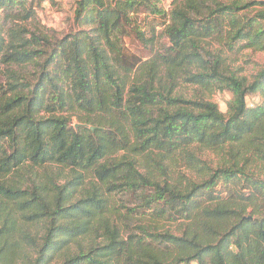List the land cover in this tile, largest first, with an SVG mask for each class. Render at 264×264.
<instances>
[{"label":"trees","instance_id":"16d2710c","mask_svg":"<svg viewBox=\"0 0 264 264\" xmlns=\"http://www.w3.org/2000/svg\"><path fill=\"white\" fill-rule=\"evenodd\" d=\"M159 3L75 0L72 31L51 40L22 26L35 21L34 0H0V64L34 68L31 77L11 72L13 84L0 87V264H264V176L238 163L246 155L264 161V68L247 79L210 51H263L264 3L172 0L167 16ZM139 13L164 17L163 52ZM131 35L150 57L126 51ZM183 77L228 92L226 112L173 96ZM64 109L77 115V129L56 114ZM195 146L227 148L234 160L211 167L189 154ZM120 152L157 153L158 166L182 154L198 178L184 186L158 181L134 159L114 160ZM45 166L71 178L44 182L34 170ZM83 174L100 185L75 200ZM120 187L151 211L153 223L184 225L177 234L112 227L100 190ZM23 212L39 220L37 242L18 224ZM99 228L103 242L69 253L71 242Z\"/></svg>","mask_w":264,"mask_h":264},{"label":"rangeland","instance_id":"374dc122","mask_svg":"<svg viewBox=\"0 0 264 264\" xmlns=\"http://www.w3.org/2000/svg\"><path fill=\"white\" fill-rule=\"evenodd\" d=\"M35 1V21L22 25L24 28L29 30L30 32H38L40 34L46 35L51 40L60 39L62 36L70 33L73 29V9L75 5V0H34ZM264 3V0H258ZM158 7L166 14V16L173 9L172 0H160ZM165 16V17H166ZM138 23L144 26L147 25L148 30L154 29L156 35V47L157 51L160 50L163 46H168L169 43L165 37L162 36L164 17L162 16H153L148 13H139L137 15ZM167 18V17H166ZM147 31V29H146ZM125 49L127 52L131 54L138 55L142 59H146L150 57V51L143 48L139 42L135 40V38L131 35L126 37L124 40ZM219 45L211 46L210 51L221 54L224 58L225 64L228 67L227 69H231L234 73H237L241 77H246L247 79H251L253 75L257 73V71L264 68V50L263 51H253L250 49L241 50L236 52L237 50H226ZM218 49V50H216ZM16 72L21 77H31L34 68L32 66H25L22 68H7L5 65L0 64V87L2 89H7V85L13 84V81L9 78L11 72ZM9 72V73H8ZM187 77H183L178 79V83L176 84L173 90V96H177L181 99L186 100H206L211 101L217 105L218 109L225 113L227 110L226 104L230 100L231 95L228 92H213L211 93L208 90L202 89L200 86H192L186 81ZM6 96H10L7 94ZM252 99V98H250ZM248 99V104L252 102V100ZM44 113V112H42ZM56 114L61 115L68 119L71 122V126L74 129H77L80 126V121L77 118V115L67 111L64 109L62 112L57 111ZM89 129L93 128L91 125L87 126ZM227 149V148H226ZM226 149L220 151H208L206 149H202L198 146L192 147L188 149L189 154H191L194 159L197 161H201L211 167L219 166L227 163L226 161L234 160V158L226 151ZM228 150V149H227ZM148 155V159L144 156ZM248 158V155L244 156L243 159H239L238 163L240 165L248 164L249 170L259 173L264 176V161L260 162L255 161L252 157L250 161H245L244 158ZM114 160H121L124 158L125 160H136L137 167L139 172L148 173L152 172V176L155 180L161 181L165 180L169 184L175 185L178 182H181L182 186L185 185L186 181L196 180L198 178L197 168L194 167V164L191 166L192 160L186 159L184 155L177 154L168 159H161V165L158 166L157 161H159V157L157 153L154 154H143L142 157H136L135 154L125 155L124 152H120L117 155L113 156ZM112 158V159H113ZM143 158V159H142ZM155 160V162L151 161ZM160 167H162L160 169ZM62 170V169H61ZM35 172L39 174L40 180L46 181L49 176L57 180L59 184H63L64 179L71 178V172L67 169H64L60 172V168L57 166H45L41 169H35ZM81 186L77 193L76 199L80 198V195H85L84 190L89 188L92 189V184L95 185V188H98L100 182L98 180H93L91 175H82ZM94 188V189H95ZM103 195V199H105L104 207L108 206L106 219L109 220V224L113 225L118 230H130L136 233V228L138 225L144 226L150 231H156L158 233L162 232H171L178 233V230L184 225L182 221L179 222H168V221H160L159 223H153L154 220L151 216V211L149 209H143L141 211V205L139 198L136 195L125 193L124 190L120 187V189L116 192H108L106 188L100 190ZM152 192H148L150 194ZM22 216L29 217L28 220H25ZM115 216V217H111ZM122 216V217H120ZM18 219V224L21 226L20 228L26 229L30 236L36 240L40 228V223H38L35 217H32L30 213L23 212L21 215L16 216ZM125 218V219H123ZM124 222V223H123ZM98 225V224H97ZM100 229V228H99ZM98 235V237H96ZM104 234L102 229H100L97 233H93L92 237H80L76 239V241L71 242L69 244V253H76L79 250L86 248L89 244H94V242H103ZM24 254L30 252L28 251L29 247H25ZM29 256L30 253H29ZM59 258L56 259L55 262H58Z\"/></svg>","mask_w":264,"mask_h":264},{"label":"water","instance_id":"95a60500","mask_svg":"<svg viewBox=\"0 0 264 264\" xmlns=\"http://www.w3.org/2000/svg\"><path fill=\"white\" fill-rule=\"evenodd\" d=\"M91 130H93V128H90Z\"/></svg>","mask_w":264,"mask_h":264},{"label":"built area","instance_id":"2783aa9c","mask_svg":"<svg viewBox=\"0 0 264 264\" xmlns=\"http://www.w3.org/2000/svg\"><path fill=\"white\" fill-rule=\"evenodd\" d=\"M58 1H61V0H58Z\"/></svg>","mask_w":264,"mask_h":264}]
</instances>
